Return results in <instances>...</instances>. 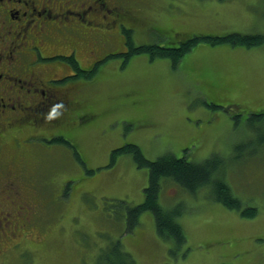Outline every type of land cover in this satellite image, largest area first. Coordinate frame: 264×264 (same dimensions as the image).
I'll use <instances>...</instances> for the list:
<instances>
[{"label":"rangeland","instance_id":"1","mask_svg":"<svg viewBox=\"0 0 264 264\" xmlns=\"http://www.w3.org/2000/svg\"><path fill=\"white\" fill-rule=\"evenodd\" d=\"M170 2L174 47L194 36L264 34V0ZM123 61L107 59L87 80L91 85L79 90L78 112L96 116L87 123L70 116L54 133L70 145L49 144L54 160L44 169L48 228L42 252L38 229L37 237L29 230L10 241L0 235V252L8 250L9 264H93L100 247L119 239L135 264H264V116H251L264 113V44L245 48L198 39L176 64L146 53L121 67ZM126 144L137 145L148 160L217 159L214 177L256 215L245 217L215 201L211 185L192 192L164 179L158 202L176 212L185 240L158 235L151 211L127 230L126 206L143 202L148 175L129 154L107 166L112 150ZM12 242L15 250H9Z\"/></svg>","mask_w":264,"mask_h":264},{"label":"flooded vegetation","instance_id":"2","mask_svg":"<svg viewBox=\"0 0 264 264\" xmlns=\"http://www.w3.org/2000/svg\"><path fill=\"white\" fill-rule=\"evenodd\" d=\"M166 4L168 0H0L2 238H25L31 231L37 237L38 229L42 252L48 228L44 169L54 160L49 144L59 138L54 133L63 119L87 123L96 116L76 108L83 100L80 88L91 85L79 73L96 72L111 57L124 59L133 48L156 44L161 34L170 38ZM64 40L65 50L59 47ZM9 250H15L14 242ZM7 251L0 252V264H9ZM23 253L17 252V259Z\"/></svg>","mask_w":264,"mask_h":264},{"label":"trees","instance_id":"3","mask_svg":"<svg viewBox=\"0 0 264 264\" xmlns=\"http://www.w3.org/2000/svg\"><path fill=\"white\" fill-rule=\"evenodd\" d=\"M177 33V31H176ZM179 35L177 36L178 39ZM180 38V37H179ZM198 39H203L214 44H226L230 46H242L245 48L260 46L264 44V34H240L230 33L222 36H194L178 46H160L151 44L149 46H140L133 48L130 54L125 57V62L128 58L139 53H146L153 58H169L176 64L181 57L188 52ZM176 66V65H174ZM95 72L79 73L81 77L87 80L92 77ZM251 116H264L263 112L251 114ZM68 118L60 122V126L67 121ZM62 128V127H61ZM264 138V137H263ZM56 143H65L70 145L64 136H60L55 141ZM129 154L135 165L138 168H144L148 175V185L144 189V200L141 204L134 206H126V229L131 231L135 226H138L139 217L144 211H151L154 215L155 229L161 237L172 238L176 242L185 240L182 227L175 221L176 212L174 210L163 208L158 197L161 189V181L169 179L178 186L195 192L196 189L202 186H212L214 200L223 204L230 209H237L245 217H253L256 215L254 208H241L239 199L233 196L229 187L221 179L215 178L214 174L219 170L220 164L217 159L210 158L201 163L189 162L184 157L175 158L172 155H163L155 160H148L142 154L140 148L134 144H126L122 147L112 150L108 167H112L117 160L118 155ZM78 160L84 165L78 151H75ZM91 172V171H89ZM165 181V180H164ZM124 201L120 202L123 203ZM93 264H135L132 256L124 250L119 239L111 240L106 245L97 250ZM227 264V263H222Z\"/></svg>","mask_w":264,"mask_h":264}]
</instances>
